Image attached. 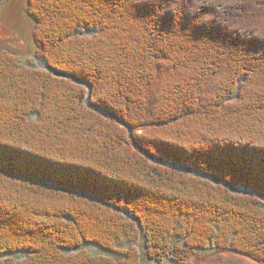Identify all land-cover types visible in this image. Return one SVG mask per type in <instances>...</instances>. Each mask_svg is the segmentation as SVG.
Instances as JSON below:
<instances>
[{"label":"trees","instance_id":"16d2710c","mask_svg":"<svg viewBox=\"0 0 264 264\" xmlns=\"http://www.w3.org/2000/svg\"><path fill=\"white\" fill-rule=\"evenodd\" d=\"M169 3L28 0L38 55L83 85L0 50V264L264 263V40Z\"/></svg>","mask_w":264,"mask_h":264},{"label":"rangeland","instance_id":"374dc122","mask_svg":"<svg viewBox=\"0 0 264 264\" xmlns=\"http://www.w3.org/2000/svg\"><path fill=\"white\" fill-rule=\"evenodd\" d=\"M27 3L28 0L3 1L0 7V50L17 55L26 67L39 69L46 71L51 75H55L57 81H69L73 84L82 86V83L72 79V77L67 74L59 73L56 69L49 67L46 61L38 55V49L34 41L35 24L32 22L26 11ZM85 89L87 90V97L84 101L86 106L91 110L97 111L100 115L106 116L107 119H112V115L103 108H98L96 104H94L95 102L92 99L93 95L91 88L86 86ZM127 130L128 132H131L130 129ZM130 246H124L123 249H129ZM86 249L90 250L93 254L110 255L108 252H105L96 246L88 245ZM68 253L72 254L77 252L76 250H73ZM112 256L118 257L119 261L122 259V256L119 254H113ZM191 262L193 264H264L243 254L230 251L219 252L214 248H208L194 254L191 258ZM160 264L176 263L165 261Z\"/></svg>","mask_w":264,"mask_h":264},{"label":"clouds","instance_id":"9594fccd","mask_svg":"<svg viewBox=\"0 0 264 264\" xmlns=\"http://www.w3.org/2000/svg\"><path fill=\"white\" fill-rule=\"evenodd\" d=\"M138 3H143L145 0H137ZM153 2V0H148ZM175 3L180 7L181 17L183 15L184 6L187 5L188 10L193 14L195 25H211L213 21L222 23L225 16H237L241 20L249 22V26L255 30L248 38H256L264 40V0H170L169 8L176 14V11L171 7ZM244 5V11H240V6ZM205 6H211L214 12L204 13L201 9ZM258 22V23H257Z\"/></svg>","mask_w":264,"mask_h":264},{"label":"water","instance_id":"95a60500","mask_svg":"<svg viewBox=\"0 0 264 264\" xmlns=\"http://www.w3.org/2000/svg\"><path fill=\"white\" fill-rule=\"evenodd\" d=\"M142 151V149H140ZM147 154V153H146ZM150 158H153V157H150Z\"/></svg>","mask_w":264,"mask_h":264}]
</instances>
